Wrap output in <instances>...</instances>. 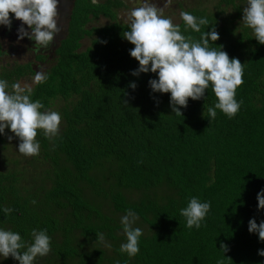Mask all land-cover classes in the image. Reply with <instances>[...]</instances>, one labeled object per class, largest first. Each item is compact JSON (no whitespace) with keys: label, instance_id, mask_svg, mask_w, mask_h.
I'll use <instances>...</instances> for the list:
<instances>
[{"label":"trees","instance_id":"obj_1","mask_svg":"<svg viewBox=\"0 0 264 264\" xmlns=\"http://www.w3.org/2000/svg\"><path fill=\"white\" fill-rule=\"evenodd\" d=\"M194 1L170 5L207 17L210 25L201 32L214 27L219 33L210 46L244 64L236 90L240 110L232 119L217 110L210 124L203 113L216 101L211 88L175 115L170 93L151 92L154 73L131 74L138 61L129 55L134 45L124 39L128 22L120 18L128 2L74 0L48 79L32 88L45 110L63 101L56 110L59 135L49 140L38 130L40 153L27 161L33 171L17 169L19 159L1 158L13 167L0 171V227L27 241L33 229L51 237L50 253L35 264H264L257 254L264 241L248 232L250 219L264 221V209L257 208L264 189V45L243 25L246 0ZM153 2L159 7L165 0ZM100 17L108 23L89 27ZM173 23L199 39L201 33L184 31L181 18ZM86 37L91 41L83 49ZM47 51L36 61L48 58ZM25 65L33 72L31 61ZM23 68L11 67L0 78L11 86L31 74ZM193 196L211 202L199 229H188L179 212ZM127 210L143 230L140 252L131 258L119 251L126 242L119 216ZM221 242L229 251L222 253ZM0 264L19 262L9 257Z\"/></svg>","mask_w":264,"mask_h":264},{"label":"clouds","instance_id":"obj_2","mask_svg":"<svg viewBox=\"0 0 264 264\" xmlns=\"http://www.w3.org/2000/svg\"><path fill=\"white\" fill-rule=\"evenodd\" d=\"M172 0H165L169 5ZM60 0H0V26L10 28L12 19L22 23L17 28L18 40L27 37L34 41V52L46 49L62 28L58 24V5ZM243 8V25L252 30L255 40L264 45V0H246ZM10 13L14 16L10 17ZM180 18L184 31L189 29L201 33L199 39L182 33L180 25L173 23L170 17L163 14V7H157L153 0H141V5L131 9L128 17V30L123 37L134 45L129 51L130 57L138 61V68L131 74L154 73L156 78L148 81L152 93H170L169 104L175 115H181V108H186L188 100H200L205 91L211 88L216 101L207 107L206 116L209 124L216 119L217 110L229 119L235 117L241 108L236 99V90L244 83V64L238 58H229L222 46L211 47L210 44L219 39V33L213 27L205 32L210 25L207 17H197L191 12L182 11ZM27 25V29L24 27ZM202 26L204 27L201 32ZM106 43V41L104 42ZM48 74L43 70L36 71L34 83H45ZM11 87L12 91H9ZM133 90L137 87L130 82ZM61 114L58 111L45 110L40 100L32 99V89H25L20 83L11 86L6 79L0 78V135H5L9 129L19 140L18 153L33 157L40 153V142L37 139L38 130H42L49 140L59 135ZM9 140L13 136H8ZM257 208L264 209V189L257 193ZM36 203L35 200L32 201ZM211 209L210 201H201L193 196L187 206L179 210L186 219L188 229H199ZM6 214L11 208L2 209ZM138 217L132 210H127L120 219L126 242L120 245L119 251L129 258L140 252V239L143 230L133 227ZM248 232L258 234L264 241V221L257 224L256 220L248 222ZM31 241L22 238L21 234L0 227V261L9 257L19 264H35L38 257H45L51 251V237L46 229H33ZM98 240L104 241L103 234ZM222 253L229 251L221 242ZM257 254L264 257V249H258ZM223 257L224 254H223ZM119 264V262H117ZM217 264H224L220 259Z\"/></svg>","mask_w":264,"mask_h":264},{"label":"rangeland","instance_id":"obj_3","mask_svg":"<svg viewBox=\"0 0 264 264\" xmlns=\"http://www.w3.org/2000/svg\"><path fill=\"white\" fill-rule=\"evenodd\" d=\"M125 1L131 5V8L120 9V12H121L120 18L123 21L128 22V17H129V13H130L131 9H133L135 7H139L141 5V0H125ZM183 1H184V3L188 2V4H191L192 6H193V4H196L194 0H183ZM202 5L209 8V9H212V6L208 2L203 1ZM69 7H70V4H68L67 8L69 9ZM159 7H161V8L163 7V14L166 17H170L173 21H176V20L178 21V19L180 18V14H179L180 10L178 7H175V10H172V8H174V7H171L170 4L169 5L160 4ZM17 21H19V20L17 19ZM108 21L109 20L107 18L100 17L99 19L91 22L89 27H91V26H102V25L108 23ZM58 24L61 26L62 31L56 37H54L53 41L49 45V46L52 45V48H46V50L41 49L39 52L33 51L35 42L27 43V41L29 40L28 38L18 40L16 29H15L16 30L15 31L16 36L14 38H12V36H10V35L8 37H4V38L0 37V74H2L1 76H4L3 75L4 73L2 71L5 72L7 69H9L11 67L15 69L16 67H18V65H20L22 68L24 67L23 69H27L29 66L25 65V63L31 61L34 64V68L32 66L33 72H31L29 69H27V72H29L31 74H29L28 76H25L23 78H19L17 83H20L21 86L25 89H29V88L32 89L35 85L34 76H35L36 72L34 73V69L36 71L43 70L44 72H46L50 68V66L55 62L54 61L55 55H53L54 54L53 49L57 48L59 45V41H60L62 32L65 29L66 22L64 20H62V22H59ZM0 30H1V26H0ZM90 41H91V38L86 37L82 41L83 42L82 48L84 49L88 45H90ZM17 45H20V46L17 47ZM27 48H29V49L26 50ZM16 49H17L18 54H16L14 52V50H16ZM50 49H52V50H50ZM47 50H49V53H52V54L49 55V57L46 59L39 55L38 56L39 59H38V61H36V57H37L36 54L41 53V52L46 53ZM49 53H47V54H49ZM47 54H44V56H46ZM62 104H63V101H56V104L53 105V108H51L52 111H56L58 107L62 106ZM3 136H4V141H3L4 143H2L0 145V171L4 172L5 169L8 170L10 167H13L12 164L8 165L5 163V161L1 160V158L4 156L9 157L10 160H12V159L21 160V163L19 162L18 165L16 166L17 169H22L23 167H28L31 171H33L32 167L27 162L30 157L23 156L17 152L18 151V144H19L18 138H16L14 136V134L7 128L5 129V135H3ZM8 136H13V139L9 140ZM6 165H8V166H6ZM103 208L105 209L106 207H103ZM122 216L123 215L119 216V218L121 219ZM133 226H136V227L142 226L139 218ZM0 263H1V261H0Z\"/></svg>","mask_w":264,"mask_h":264},{"label":"flooded vegetation","instance_id":"obj_4","mask_svg":"<svg viewBox=\"0 0 264 264\" xmlns=\"http://www.w3.org/2000/svg\"><path fill=\"white\" fill-rule=\"evenodd\" d=\"M72 2V0H60V4L58 5V23L62 22V20L67 21L68 19V15L70 13V9L67 8L68 4H70ZM68 9V10H67ZM67 10V11H66ZM12 16H14V14H12ZM10 16V17H12ZM21 21H17V19H12V24L10 28H6L4 26H1V30H0V37L4 38V37H8L9 35L12 36V38H14L15 35V31L17 30V28L21 25ZM24 27L27 29V25H24ZM16 29V30H15ZM27 38V37H25ZM5 42V41H4ZM30 42H34L31 40H28L27 43ZM20 45H17V47H19ZM48 48H52V45L49 46ZM29 48H27L26 50H28ZM14 52L16 54H18L17 49L14 50ZM20 54V53H19Z\"/></svg>","mask_w":264,"mask_h":264},{"label":"crops","instance_id":"obj_5","mask_svg":"<svg viewBox=\"0 0 264 264\" xmlns=\"http://www.w3.org/2000/svg\"><path fill=\"white\" fill-rule=\"evenodd\" d=\"M74 0H72V2L70 3V7L69 9L71 10L72 6H73ZM70 14V13H69Z\"/></svg>","mask_w":264,"mask_h":264}]
</instances>
